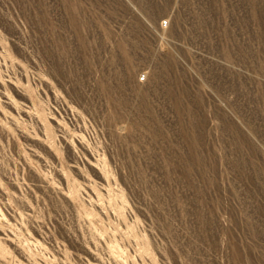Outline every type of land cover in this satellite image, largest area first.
I'll return each mask as SVG.
<instances>
[{"label": "rangeland", "instance_id": "obj_1", "mask_svg": "<svg viewBox=\"0 0 264 264\" xmlns=\"http://www.w3.org/2000/svg\"><path fill=\"white\" fill-rule=\"evenodd\" d=\"M97 263L264 264V0H0V264Z\"/></svg>", "mask_w": 264, "mask_h": 264}, {"label": "bare ground", "instance_id": "obj_2", "mask_svg": "<svg viewBox=\"0 0 264 264\" xmlns=\"http://www.w3.org/2000/svg\"><path fill=\"white\" fill-rule=\"evenodd\" d=\"M97 262V261H96ZM98 264V263H97Z\"/></svg>", "mask_w": 264, "mask_h": 264}]
</instances>
